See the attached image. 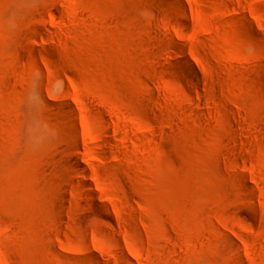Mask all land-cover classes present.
Wrapping results in <instances>:
<instances>
[{"label": "rangeland", "instance_id": "374dc122", "mask_svg": "<svg viewBox=\"0 0 264 264\" xmlns=\"http://www.w3.org/2000/svg\"><path fill=\"white\" fill-rule=\"evenodd\" d=\"M0 264H264V0H0Z\"/></svg>", "mask_w": 264, "mask_h": 264}, {"label": "bare ground", "instance_id": "6f19581e", "mask_svg": "<svg viewBox=\"0 0 264 264\" xmlns=\"http://www.w3.org/2000/svg\"><path fill=\"white\" fill-rule=\"evenodd\" d=\"M89 199H90V198H89ZM89 202H90V203H93V199H90Z\"/></svg>", "mask_w": 264, "mask_h": 264}]
</instances>
